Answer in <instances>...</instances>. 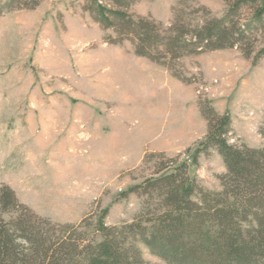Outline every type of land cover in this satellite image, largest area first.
I'll return each mask as SVG.
<instances>
[{
	"label": "rangeland",
	"instance_id": "1",
	"mask_svg": "<svg viewBox=\"0 0 264 264\" xmlns=\"http://www.w3.org/2000/svg\"><path fill=\"white\" fill-rule=\"evenodd\" d=\"M129 1L130 14L166 27L181 18L193 28L226 8L225 0ZM86 4L40 0L0 12V188L10 186L53 232L69 223L92 238L102 215L108 225L134 218L145 199L131 188L165 156L186 161L204 187L221 189L222 156L212 146L201 151L208 122L200 102L231 113V143L264 146V57L255 61L238 46L188 53L172 60L182 80L136 54L131 41H108L116 31ZM142 250L147 261L167 264Z\"/></svg>",
	"mask_w": 264,
	"mask_h": 264
},
{
	"label": "trees",
	"instance_id": "2",
	"mask_svg": "<svg viewBox=\"0 0 264 264\" xmlns=\"http://www.w3.org/2000/svg\"><path fill=\"white\" fill-rule=\"evenodd\" d=\"M39 1L5 0L0 12L33 8ZM110 1L111 6L101 0L86 4L97 22L116 31L118 37L107 40L131 41L136 54L166 66L182 80L172 60L188 53L238 46L255 61L264 57V0H225L221 16L208 11L193 28L183 26L181 18L166 27L152 17L130 14L123 9L128 0ZM243 9L249 13L244 19ZM200 109L208 122L201 151L215 147L226 167L219 177L221 189L204 187L189 174L186 161L165 156L154 175L132 186L145 199L134 218L108 225L102 215L92 238H84L69 223L58 225L61 234L53 232L49 219L20 203L4 185L0 264H156L145 259L142 247L167 264H264V146L231 143V113L219 112L206 100ZM260 132L264 136V124Z\"/></svg>",
	"mask_w": 264,
	"mask_h": 264
}]
</instances>
